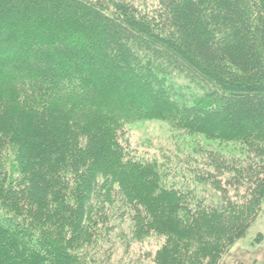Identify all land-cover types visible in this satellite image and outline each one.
<instances>
[{
	"label": "trees",
	"instance_id": "obj_1",
	"mask_svg": "<svg viewBox=\"0 0 264 264\" xmlns=\"http://www.w3.org/2000/svg\"><path fill=\"white\" fill-rule=\"evenodd\" d=\"M136 1L0 0V264H107L118 229L163 237L154 264H219L258 218L264 0ZM155 119L247 129L244 154L203 151L177 181L126 145L125 125Z\"/></svg>",
	"mask_w": 264,
	"mask_h": 264
},
{
	"label": "rangeland",
	"instance_id": "obj_2",
	"mask_svg": "<svg viewBox=\"0 0 264 264\" xmlns=\"http://www.w3.org/2000/svg\"><path fill=\"white\" fill-rule=\"evenodd\" d=\"M146 2L149 3V0ZM136 3H142V0ZM168 85L173 89L172 95L186 103L200 96L198 90L182 79L172 78ZM124 130L126 145L132 155L158 164L164 163L171 169L169 171L175 180L183 179L191 183L193 176L188 170L194 174L201 170L203 151L213 150L227 158H241L245 149L242 136L247 129L239 134L210 140L200 134H186L169 119H155L135 121L125 125ZM119 230L106 245L111 256L107 264H154V255L162 246L163 237L152 235L135 242L130 239L127 229ZM258 236H261V241H256ZM219 264H264V205L246 237L227 249Z\"/></svg>",
	"mask_w": 264,
	"mask_h": 264
}]
</instances>
